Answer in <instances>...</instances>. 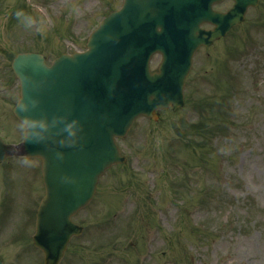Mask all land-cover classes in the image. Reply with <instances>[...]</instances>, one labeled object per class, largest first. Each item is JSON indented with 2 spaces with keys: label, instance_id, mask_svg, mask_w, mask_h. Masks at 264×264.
<instances>
[{
  "label": "rangeland",
  "instance_id": "obj_1",
  "mask_svg": "<svg viewBox=\"0 0 264 264\" xmlns=\"http://www.w3.org/2000/svg\"><path fill=\"white\" fill-rule=\"evenodd\" d=\"M121 2L0 0V65L7 60L6 51L10 48L12 54L23 47L38 48L49 54V60L61 51L82 48L85 37L102 15ZM228 4L224 2L219 7ZM261 8L264 2L249 10L244 22L215 42L208 53L201 48L194 55L185 85L189 102L183 108L162 112L156 121L137 119L124 140L119 141L127 160L104 173L98 196L75 215L84 225V232L71 241L61 264H141L140 255L143 264H168L170 256V264H264ZM56 11L62 15L55 16ZM16 21L22 25L18 22V28L14 30L12 26L9 30V24L15 27ZM63 35L73 41L59 42ZM17 83L8 69H0V115L9 111L15 95H9L8 90L15 86L16 94ZM193 92L204 94L207 102L195 107ZM207 117L212 121L220 119L211 131L205 129ZM228 118L229 126L224 121ZM13 123L11 120L5 126L13 131L7 140L19 136L20 130L14 131ZM2 125L0 122V132L7 135ZM191 130L200 132L199 137L188 138L189 142L182 144L184 133L190 136L186 131ZM170 155L182 161L178 163L183 171L178 167V173L184 174V179L174 183L171 178L177 172L168 173L159 182L160 189L164 188L156 191V195L161 193L158 198L150 191L151 184ZM24 161L3 164L16 166H10L12 172L4 184L0 183L4 199L15 204L6 219V228L16 234L28 224L36 187L39 188L38 176L33 180L20 178V165L36 163L32 159ZM125 186L130 188L124 189ZM18 240L0 229V257L4 264H19L21 259L23 264H33L29 260L35 257L41 261L38 251L22 249ZM145 243H151L154 252L165 246L153 254L151 249L143 252Z\"/></svg>",
  "mask_w": 264,
  "mask_h": 264
},
{
  "label": "water",
  "instance_id": "obj_2",
  "mask_svg": "<svg viewBox=\"0 0 264 264\" xmlns=\"http://www.w3.org/2000/svg\"><path fill=\"white\" fill-rule=\"evenodd\" d=\"M142 1L146 0H126L123 11L119 14L115 13L103 21L91 38L92 49L88 52L89 57L95 52L102 53L104 41L134 39V31L129 29L128 20L136 19L137 11L146 6ZM207 11H210L208 7ZM241 11H243L242 8L238 6L234 11V13L239 12L238 14H231L229 17L225 16L227 18L221 17L220 19L214 18L212 11H210V15L203 12V15L198 17L192 13V19L193 23L198 19L210 20L217 23L218 30H222L221 28L226 25L223 29L226 31L230 23L241 18ZM233 16L236 17L231 21ZM108 27L114 28L115 31L105 35ZM136 35H138L137 31ZM189 40L192 44L194 43L190 33ZM73 59L75 58H71L75 63ZM78 60L79 58H76L77 62ZM57 62L55 60L54 65L48 69L43 64L42 58L36 54L19 55L14 62L15 72L21 77L24 103L30 97L36 111V114H31L29 110L17 108L23 119L27 118L29 122L33 121L31 126L29 122L27 124L28 133L22 143L23 149L29 154L43 156L45 169L52 175L50 181L56 191L69 195L73 187L72 177L77 179L74 184L78 181L85 188V193L82 189L79 196L64 198L63 208L59 207L60 200H51V203L54 204V210L51 212H48L47 201L43 202L38 212L34 242L44 251L45 264H57L68 238L72 233L79 231V227L69 220V215L87 201L97 173L110 162L122 160L113 143V135L122 134L121 129L126 120L129 123L132 116L138 112L153 115L152 108L155 106H165L169 102L175 106L180 103V85L187 65L185 62L184 65L178 64L170 69L172 72H169L166 80H163L161 75L151 77L145 70L144 76L148 87L143 92L144 85L141 83V93L144 94L143 101L139 103V97H137L133 101L134 108L131 113L118 116L107 114L101 98L94 91L85 92L81 86L82 79L78 76L69 77V75L58 72ZM24 70L28 73L27 75L23 74ZM176 73L177 77L172 79ZM157 83L159 85H156ZM137 103L139 104L137 105ZM82 104L87 105L82 106ZM100 125L103 129L101 132L97 131ZM58 133L68 135L71 139L76 138L83 141L86 146L82 155L77 158L65 147H60L54 140ZM95 135L102 136L103 140L92 137ZM12 149L0 141V160ZM90 154L94 155L89 166L86 167V159Z\"/></svg>",
  "mask_w": 264,
  "mask_h": 264
},
{
  "label": "clouds",
  "instance_id": "obj_3",
  "mask_svg": "<svg viewBox=\"0 0 264 264\" xmlns=\"http://www.w3.org/2000/svg\"><path fill=\"white\" fill-rule=\"evenodd\" d=\"M17 15H20V13L18 12ZM20 107H21V110H24V108L26 107V105L22 103V104L20 105ZM28 122H29L28 119L25 118V119L23 120L22 124H21V127H26L27 124H28ZM24 163H28V161L25 160Z\"/></svg>",
  "mask_w": 264,
  "mask_h": 264
}]
</instances>
